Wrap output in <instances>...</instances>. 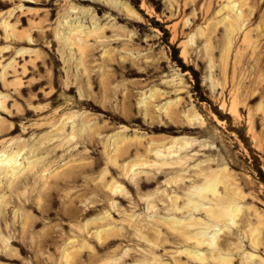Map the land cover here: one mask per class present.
Returning a JSON list of instances; mask_svg holds the SVG:
<instances>
[{"label": "rangeland", "instance_id": "obj_1", "mask_svg": "<svg viewBox=\"0 0 264 264\" xmlns=\"http://www.w3.org/2000/svg\"><path fill=\"white\" fill-rule=\"evenodd\" d=\"M2 161L0 264H264V0H0Z\"/></svg>", "mask_w": 264, "mask_h": 264}, {"label": "bare ground", "instance_id": "obj_2", "mask_svg": "<svg viewBox=\"0 0 264 264\" xmlns=\"http://www.w3.org/2000/svg\"><path fill=\"white\" fill-rule=\"evenodd\" d=\"M22 145V144H21ZM24 150V149H23ZM21 151H18V153H12V157H14V159H16L17 160V158H18V155H19V153H20ZM4 156H2L1 158H3ZM11 157V156H10ZM11 161H13V159H10ZM16 160H15V162H16ZM9 163H10V161H8ZM14 162V161H13ZM12 162V163H13ZM1 163H3V164H1L0 165V180H1V176L3 175V173H4V171H5V169L6 168H4V167H7L8 166V164L6 165V164H4V162L2 161ZM21 170L19 171V170H16L15 171V169H13L12 170V177L11 178H15V177H17L18 175H20L21 174ZM28 176H29V174H28ZM28 176H26L25 177V179L28 177ZM12 180V179H11ZM18 180H19V178H18ZM214 180V179H213ZM216 180V179H215ZM24 181V180H23ZM10 182V181H9ZM13 183V182H12ZM14 185V184H13ZM207 187V186H206ZM208 188V187H207ZM17 189V188H16ZM203 191V190H202ZM200 192V193H198V195L202 198V199H205V196H204V192ZM199 197V198H200ZM212 216V218H217V215L216 214H211ZM219 217V216H218Z\"/></svg>", "mask_w": 264, "mask_h": 264}]
</instances>
